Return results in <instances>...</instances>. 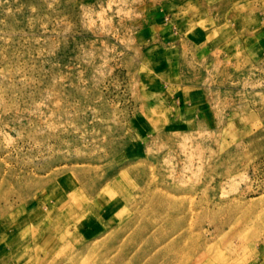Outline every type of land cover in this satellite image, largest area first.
I'll list each match as a JSON object with an SVG mask.
<instances>
[{
	"label": "rangeland",
	"instance_id": "1",
	"mask_svg": "<svg viewBox=\"0 0 264 264\" xmlns=\"http://www.w3.org/2000/svg\"><path fill=\"white\" fill-rule=\"evenodd\" d=\"M0 264H264V0H0Z\"/></svg>",
	"mask_w": 264,
	"mask_h": 264
}]
</instances>
